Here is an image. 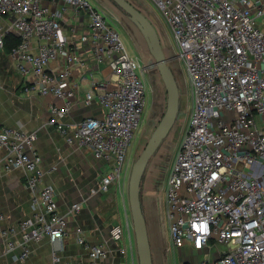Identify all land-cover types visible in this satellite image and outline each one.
<instances>
[{
  "label": "built area",
  "instance_id": "obj_1",
  "mask_svg": "<svg viewBox=\"0 0 264 264\" xmlns=\"http://www.w3.org/2000/svg\"><path fill=\"white\" fill-rule=\"evenodd\" d=\"M50 1L61 7L50 8L46 0H0V51L7 40L18 39L8 51L11 64L27 91L60 101L48 106V124L108 164L91 191L104 194L119 181L143 121L147 67L127 50L106 8L90 0ZM148 1L185 65L192 101L163 190L171 246L204 254L185 264H264V0ZM53 62L61 63L58 72ZM99 66L111 68L103 82L93 78ZM75 70L92 78L82 95ZM94 102L103 117L85 116L73 127L64 122L76 107ZM34 139L0 125V149L7 150L0 170L26 172L33 210L17 230L3 232L19 234L6 250L20 247L15 259L23 261L29 245L47 237L57 261L69 232L67 218L81 204H72L67 214L58 211L54 190L41 183L45 172ZM75 233L88 251L87 264L108 256L105 244L90 245L80 229ZM122 233L114 228L115 239Z\"/></svg>",
  "mask_w": 264,
  "mask_h": 264
},
{
  "label": "crops",
  "instance_id": "obj_2",
  "mask_svg": "<svg viewBox=\"0 0 264 264\" xmlns=\"http://www.w3.org/2000/svg\"><path fill=\"white\" fill-rule=\"evenodd\" d=\"M45 4L50 8L61 7L50 0H46ZM95 5L101 6L100 3ZM9 48L0 51V125L20 129L35 136L34 149L41 157V167L45 172L41 183L54 190L58 211L67 214L70 206L77 202L81 204V210L67 218L69 232L62 241L57 261H53V246L47 237L29 245L26 259L16 260L15 256L21 252V248L16 247L15 250L7 252L6 243L9 239L18 241L19 234L4 235L3 232L10 228L17 230L20 222L33 215L30 191L25 184L26 172L23 169H1L0 264H87L88 251L77 241V228L90 245L101 243L108 247V256L98 264H138L132 225L126 215L124 197L122 194L120 197L115 186L109 190L111 195L108 197L105 193H91L92 189L98 186L101 177L107 173L108 164L95 159L89 150L67 142L64 134L48 124V106L53 102L60 104V101L26 90L25 80L8 58ZM130 53L135 56L133 52ZM138 58L141 60L140 56ZM60 65V62H53L50 67L58 72ZM110 74V67L99 66L93 73V78L103 82ZM73 79L77 82V92L80 95L90 89L92 78L89 75L75 70ZM103 115L104 109L94 102L89 107H76L64 122L73 127L85 116L101 118ZM157 151L159 147L148 163L155 159ZM6 155L7 150L0 149V165ZM142 191L146 196H150L146 180ZM111 204L115 212L109 214ZM117 226L123 230L119 240L114 237V228ZM179 250L184 251L180 260L183 264L197 262L204 257L203 253L193 252L187 247Z\"/></svg>",
  "mask_w": 264,
  "mask_h": 264
},
{
  "label": "rangeland",
  "instance_id": "obj_3",
  "mask_svg": "<svg viewBox=\"0 0 264 264\" xmlns=\"http://www.w3.org/2000/svg\"><path fill=\"white\" fill-rule=\"evenodd\" d=\"M90 1L94 4L100 3L103 8H106L109 12V16H111H108V20L115 26L120 35H122V38H124L127 50L133 52L135 56L141 57L148 72L146 75L148 85L147 106L143 121L128 147L120 179L111 187H116L118 193H120V197L121 194L124 197L126 215L131 224L127 200L130 169L163 117L166 109V91L157 68L154 65V59L150 55L139 29L123 12L120 11L118 7L113 4L111 0ZM127 1L141 11L152 22L159 36L162 49L167 58V63L171 68L179 87V110L175 123L166 138L160 144L155 159L147 164L141 182L140 200L147 225L153 264H183L180 260L181 256L184 255V251H181L178 248H172L169 240V229L163 190L166 177L175 160L178 144L182 140L189 121V115L192 108L189 79L187 77L185 65L179 62L175 57L176 46L170 35L166 32L161 21L158 19L156 9L152 2L148 0L147 2L143 0ZM112 18L117 19L119 23L116 24L115 20ZM145 180L147 190L150 191L149 197L142 191ZM109 192L105 193L107 195H104L107 197L110 196L111 194ZM113 212H115V208H113V205L111 204L109 205L108 213L110 214ZM222 246L220 245L219 248L223 249L224 246Z\"/></svg>",
  "mask_w": 264,
  "mask_h": 264
},
{
  "label": "water",
  "instance_id": "obj_4",
  "mask_svg": "<svg viewBox=\"0 0 264 264\" xmlns=\"http://www.w3.org/2000/svg\"><path fill=\"white\" fill-rule=\"evenodd\" d=\"M111 1L141 32L166 91V109L163 117L152 132L144 149L132 164L127 187V200L138 264H153L147 225L140 200L141 182L149 160L175 123L179 110V87L167 63L159 36L152 22L127 0Z\"/></svg>",
  "mask_w": 264,
  "mask_h": 264
},
{
  "label": "trees",
  "instance_id": "obj_5",
  "mask_svg": "<svg viewBox=\"0 0 264 264\" xmlns=\"http://www.w3.org/2000/svg\"><path fill=\"white\" fill-rule=\"evenodd\" d=\"M16 43H18V39H9V40H7L6 48L8 49L10 46H12L13 44H16Z\"/></svg>",
  "mask_w": 264,
  "mask_h": 264
}]
</instances>
